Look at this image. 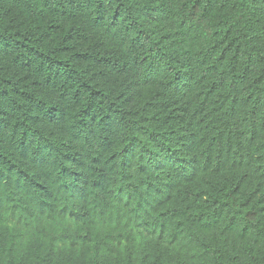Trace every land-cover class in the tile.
<instances>
[{
    "label": "trees",
    "instance_id": "1",
    "mask_svg": "<svg viewBox=\"0 0 264 264\" xmlns=\"http://www.w3.org/2000/svg\"><path fill=\"white\" fill-rule=\"evenodd\" d=\"M0 264H264V0H0Z\"/></svg>",
    "mask_w": 264,
    "mask_h": 264
}]
</instances>
